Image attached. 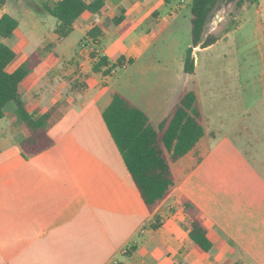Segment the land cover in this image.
<instances>
[{"label": "crops", "instance_id": "1", "mask_svg": "<svg viewBox=\"0 0 264 264\" xmlns=\"http://www.w3.org/2000/svg\"><path fill=\"white\" fill-rule=\"evenodd\" d=\"M10 3L16 2L7 0L0 8V16L8 13L18 20L12 36L0 37L16 51L8 69L32 55L38 60L20 86L25 107L35 116L54 106L60 112L48 129L53 144L25 158L19 144L28 131L16 119V103L3 107L0 264H264V159L257 165L227 134L216 135L209 123L213 106L204 100V111L195 83L189 84L195 59L191 74L181 62L167 69L161 86L177 95L170 103L157 90L131 96L117 72L92 68L100 57L109 66L123 58L124 71L138 62L154 65L156 58L148 55L159 50L155 43L163 33L180 19L191 30V0H104L98 12H83L64 38L43 6L35 4L41 9L31 7L20 17L12 4L5 8ZM16 35L22 43H8ZM212 45L197 47L203 51ZM191 89L204 128L197 144L207 139L181 173H173L174 189L150 212L102 113L117 91L152 122L159 118L153 122L157 126ZM181 197L200 209L212 244L208 251L190 239ZM132 245L136 248L125 255Z\"/></svg>", "mask_w": 264, "mask_h": 264}, {"label": "trees", "instance_id": "2", "mask_svg": "<svg viewBox=\"0 0 264 264\" xmlns=\"http://www.w3.org/2000/svg\"><path fill=\"white\" fill-rule=\"evenodd\" d=\"M7 0H0V8ZM223 0H191L190 17L191 46L186 49L183 68L185 73L194 72L193 48L208 47L220 38L219 35L208 33L205 27L208 18L217 3ZM228 2L234 0H225ZM258 0H236L237 7L243 4H255ZM104 4V0H59L52 6L36 5V10H44L57 19L55 32L59 38H64L73 30L75 20L85 11L96 13ZM120 18L115 19V23ZM18 26V20L8 13L0 16V37L12 36ZM95 29L90 34H94ZM89 34V35H90ZM16 51L4 42H0V119L3 117V107L9 101L16 103L15 116L23 124L28 134L20 142L22 157L34 156L47 148L53 141L48 135V129L59 114L57 106L51 107L40 116L28 112L21 98L20 86L38 62L32 55L10 71L8 66L14 61ZM123 63L119 57L116 64L108 65L105 57H100L93 64V71L110 74L112 69ZM104 122L122 155L147 209L153 212L175 187V178L171 163L186 156L193 150L197 142L204 136L201 108L194 89L187 91L176 103L171 114L159 125H155L149 116L137 105L119 92H114L110 103L102 113ZM187 216L188 235L190 239L208 251L212 244L207 236V229L202 222L200 209L186 197L179 201ZM151 227H156L152 224ZM136 246H130L125 255H129Z\"/></svg>", "mask_w": 264, "mask_h": 264}, {"label": "rangeland", "instance_id": "3", "mask_svg": "<svg viewBox=\"0 0 264 264\" xmlns=\"http://www.w3.org/2000/svg\"><path fill=\"white\" fill-rule=\"evenodd\" d=\"M15 2L5 8L10 10L12 4L21 17L33 5L42 7L43 2L51 0ZM50 19L57 22L54 17ZM49 25L50 20H47L46 26ZM208 33L220 38L206 50L193 49L197 67L194 75L189 77V84L195 83L204 111L205 101L213 106L209 123L216 135L227 134L258 165L259 159H264V0L252 5L245 3L241 7H237L236 0L220 1L208 18L205 35ZM18 40L22 43L20 36L16 35L8 43ZM190 43V25L180 19L156 41L159 50L149 53V57L156 58L150 61L154 65L147 68L146 62H138L126 71L117 68V77L122 76L123 85L128 87L131 96L157 90V94L167 95L170 103L177 95L169 86H161L162 79L166 77L168 68L183 63ZM158 121L159 118H153L155 124ZM204 126L207 131L205 121ZM205 139L207 137L195 146L191 154L171 163L175 176L181 173L180 168L188 163L192 154L203 149Z\"/></svg>", "mask_w": 264, "mask_h": 264}, {"label": "built area", "instance_id": "4", "mask_svg": "<svg viewBox=\"0 0 264 264\" xmlns=\"http://www.w3.org/2000/svg\"><path fill=\"white\" fill-rule=\"evenodd\" d=\"M125 67H126V64L125 63H122L121 65H117L115 68L112 69V71H111L110 74L116 72V69L117 68L124 69Z\"/></svg>", "mask_w": 264, "mask_h": 264}]
</instances>
